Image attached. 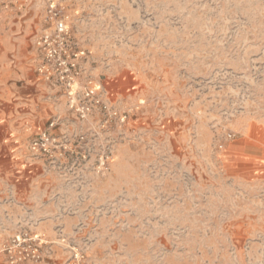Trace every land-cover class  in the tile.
<instances>
[{
    "label": "rangeland",
    "instance_id": "rangeland-1",
    "mask_svg": "<svg viewBox=\"0 0 264 264\" xmlns=\"http://www.w3.org/2000/svg\"><path fill=\"white\" fill-rule=\"evenodd\" d=\"M48 2L108 108L65 105L52 163L27 144L57 118L29 126L5 95L37 74ZM40 167L52 214L23 218ZM21 231L36 264H264V0H0V264Z\"/></svg>",
    "mask_w": 264,
    "mask_h": 264
},
{
    "label": "built area",
    "instance_id": "built-area-1",
    "mask_svg": "<svg viewBox=\"0 0 264 264\" xmlns=\"http://www.w3.org/2000/svg\"><path fill=\"white\" fill-rule=\"evenodd\" d=\"M50 29L40 31L34 40L37 54L36 72L45 81L57 85L66 98V105L78 118L85 119L94 108L108 110L93 80L78 82V58L82 52L75 51L70 43V31L63 8L52 2L47 4ZM58 119L48 121L45 129L32 136L27 144L30 158L52 163L73 152L70 135L56 133ZM82 139L75 136L74 141ZM45 242L29 232L21 231L10 238L3 248L7 264H36L44 256Z\"/></svg>",
    "mask_w": 264,
    "mask_h": 264
},
{
    "label": "crops",
    "instance_id": "crops-1",
    "mask_svg": "<svg viewBox=\"0 0 264 264\" xmlns=\"http://www.w3.org/2000/svg\"><path fill=\"white\" fill-rule=\"evenodd\" d=\"M25 73L21 77H28L29 80L20 88L15 86H12V88L8 87L5 94L7 95L6 99L15 106V110L22 109L24 111L21 117L24 123L31 126L43 122L47 117L58 119L65 115L66 104L63 102V95L59 93L61 91L41 79L35 72L27 71ZM13 75L14 77H20L19 74L14 72L9 76ZM30 167L35 170L39 168L32 165ZM45 174L46 172L40 167V174L36 177V180L26 182L28 191L22 195L13 193L14 205L24 209V213L26 212V214H23L26 215L23 218L44 220L47 218L45 215L52 214L46 208V202L48 201L47 190L52 188V183L44 180L46 178ZM29 215H32V217H29Z\"/></svg>",
    "mask_w": 264,
    "mask_h": 264
}]
</instances>
